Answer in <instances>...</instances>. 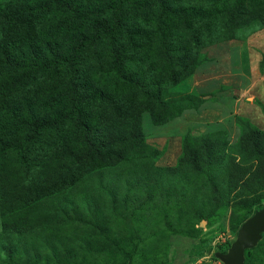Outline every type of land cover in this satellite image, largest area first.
Segmentation results:
<instances>
[{
	"label": "rangeland",
	"instance_id": "obj_1",
	"mask_svg": "<svg viewBox=\"0 0 264 264\" xmlns=\"http://www.w3.org/2000/svg\"><path fill=\"white\" fill-rule=\"evenodd\" d=\"M63 1L76 8L49 15L32 35L71 32L66 46L88 39L93 47L86 54L93 58L75 75L59 67L44 79L25 76L24 90L6 101L0 92V264H223L216 253H228L241 226L264 208V163L236 178L232 189L230 169L216 174L205 140L219 145L218 134L225 132L235 144L242 135L239 118L264 130V29L245 41L201 50L197 44L226 37L228 14L250 11L249 4L258 11L264 0ZM9 4L11 27L5 23ZM30 6L28 0H0V44L14 32L29 41L28 20L41 15ZM115 19L121 30L113 44L108 31ZM113 48L122 52L120 69L111 64ZM204 59L186 77V69ZM30 82L36 86L27 88ZM189 96L201 103L186 105ZM79 105L81 116L73 111ZM48 112L54 116L46 119H63V127L41 135L35 153L73 150L81 157L76 142L82 123L92 137L99 130L115 140L132 139L137 126L158 154L116 158L101 173L88 163L68 181L46 176L49 166L40 163L26 172L30 161L22 160L14 140L31 128L26 118ZM186 138L189 159L176 172ZM61 141L73 149L59 150ZM117 152L128 158L124 146ZM201 157L206 162L199 163ZM244 264H264V235L245 253Z\"/></svg>",
	"mask_w": 264,
	"mask_h": 264
},
{
	"label": "trees",
	"instance_id": "obj_2",
	"mask_svg": "<svg viewBox=\"0 0 264 264\" xmlns=\"http://www.w3.org/2000/svg\"><path fill=\"white\" fill-rule=\"evenodd\" d=\"M32 1L33 0H28V5H31L28 7V9H31L32 6L35 5V7L39 9L38 12L41 11V15L36 17L34 20L36 21V27L32 24L34 21L31 22L30 18L28 20L27 34L29 41L27 42V39H19L18 34L14 32V35L11 36L9 40L0 44V92L4 96L3 99L5 101L7 100V97L13 98L15 97L16 92L24 90L25 83L23 81V77L25 76L42 75V78L44 79L47 76H52V74H54L52 71L59 67H68L71 74L75 75L79 73L81 67L86 65L88 59L93 58V56L86 54V52L88 53L91 47H93L91 41L88 39H86L87 43H83V45H79L78 47H74L72 45H68V47L66 46V44L71 41V32H49L43 37L39 34L32 35L34 28H38L42 21L46 22L45 18L49 15L53 13L68 12L75 9L76 7L64 3L63 0H40L42 4L41 6H38L36 2L34 3ZM248 6L250 8L252 7L249 9L250 11H248L245 7H240L237 11L226 16L227 20H234L233 22H228L226 20V37H222L217 41L216 39H211L207 43L198 42L197 49L201 50L204 47L217 42H225L230 40L245 41L253 34L263 30L264 7L259 5L257 11L253 10L255 8L254 4H249ZM121 7H123V5H121ZM13 11L14 7L9 4L8 15L5 16V23L8 27H11L12 24L15 25V23H13ZM37 20L41 21L38 22ZM114 22L116 25H114L111 30L108 31V37L113 44L119 42L118 34L121 30L119 28L118 21L115 19ZM96 25H98L99 28H104L105 22L98 20L96 21ZM94 57L96 58L97 55ZM122 59V52L116 48H113L111 54V64L120 69L123 67ZM191 59L192 58H190V61ZM207 61L208 60L204 59L192 63L186 69V77L191 75L199 66ZM262 64H264V60L262 61ZM56 73H58V71H56ZM27 86V88H31L36 85L35 82H30ZM74 94L77 95V92ZM183 102L189 106H196L201 103V100L199 97L189 96L187 99H184ZM80 105L78 108L73 110L77 111L78 116H81L84 110ZM48 113L49 114L47 115L44 113H38V115H32L31 119L26 118V121L31 122L32 125L29 123H26L25 125L26 127L30 126L31 128L25 132V135H21L14 140V142L20 144L14 146L13 148L15 150H19L22 160L30 161V163L27 162L24 167L26 172H31L32 168L49 166V168L47 167L45 170L46 176H49L50 173L54 175L58 174L59 180L64 179V181H68L71 179V176H78L80 171L83 173L82 170L88 163H91L92 167L98 169L99 173H101L100 169H107L106 167L108 165H112L114 159L116 158H119L124 162H131V158H135L136 154H141L143 158L146 157L147 154H158L157 151L154 150L150 145H147L142 141V135L137 126L133 127V131H135L136 134L132 139L115 140V138L110 136L106 131L101 132L99 130L95 132V137H92L90 133L87 132L89 130L86 129V124L82 123L80 125L82 126L81 130L83 136L81 137V140L76 142L78 143V151L82 153L81 157L73 156V154H71V151L75 153L73 150L63 151V153L59 155L53 154L51 152L48 153V151L45 155H42L37 153L38 150L35 153V142L41 135L45 133L48 134L49 130L61 132L63 127V119H57L55 117L53 121L47 120L49 117L54 116L50 112ZM238 122L242 127V135L235 144L232 145L227 141V133L225 132L218 134L222 136H220V139L217 138L219 145H216L213 139L209 140L210 144L207 140H205V148L213 152L211 156L213 158V162H216L214 163V165L217 167L216 174H220L224 170V166L230 169L228 174L232 184V189L237 187V185H235L236 178L237 180H242L246 171L257 169L259 162L264 163V130L254 127L248 121H243L241 118H239ZM22 141H24V144L21 145ZM188 141V138L184 140L182 155L178 162V168H176V172L179 171L181 167L187 165L186 162L189 159L187 155L191 148V145H189ZM201 141L203 140L198 142ZM65 142L62 143L61 141V143H59V150L61 149V146L73 149V143L67 141ZM9 145L12 147V142ZM123 146L124 150L128 153V158H124L117 152V150ZM31 153L32 157L29 158ZM69 156H73L74 158L68 159L67 157ZM196 159L199 163L206 162V160H203L202 157ZM36 163H40L41 166L37 165ZM206 165L209 167L210 163H206ZM67 167L69 168L66 169ZM83 176L84 175H80L79 178H82ZM46 182L51 184L50 180H47ZM111 185L112 184H109L107 189L108 192L114 196L115 193H112ZM53 186H55V184L52 185V187ZM52 187L50 190L54 189H52ZM248 191L252 194L255 193V189H248ZM262 209L255 210V212H258ZM263 235L264 233L262 236Z\"/></svg>",
	"mask_w": 264,
	"mask_h": 264
},
{
	"label": "water",
	"instance_id": "obj_3",
	"mask_svg": "<svg viewBox=\"0 0 264 264\" xmlns=\"http://www.w3.org/2000/svg\"><path fill=\"white\" fill-rule=\"evenodd\" d=\"M264 233V208L256 212L240 228L236 241L228 253H216L223 264H244L245 253L254 248Z\"/></svg>",
	"mask_w": 264,
	"mask_h": 264
}]
</instances>
